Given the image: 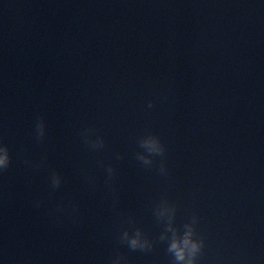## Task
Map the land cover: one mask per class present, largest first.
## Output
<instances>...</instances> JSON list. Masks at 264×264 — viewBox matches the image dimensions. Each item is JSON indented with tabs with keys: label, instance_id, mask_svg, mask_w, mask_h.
I'll return each instance as SVG.
<instances>
[{
	"label": "water",
	"instance_id": "water-1",
	"mask_svg": "<svg viewBox=\"0 0 264 264\" xmlns=\"http://www.w3.org/2000/svg\"><path fill=\"white\" fill-rule=\"evenodd\" d=\"M0 145L3 264H264V3L0 0Z\"/></svg>",
	"mask_w": 264,
	"mask_h": 264
},
{
	"label": "clouds",
	"instance_id": "clouds-1",
	"mask_svg": "<svg viewBox=\"0 0 264 264\" xmlns=\"http://www.w3.org/2000/svg\"><path fill=\"white\" fill-rule=\"evenodd\" d=\"M261 3H264V0H260ZM149 146L150 151L161 152L163 148L159 141L155 138H150L146 142ZM10 161L9 151L6 146L0 145V169L5 168ZM145 163H149L148 160H145ZM60 184V178L57 176L54 178V185L58 186ZM173 210L169 207L163 208L161 215H169L171 218V212ZM171 227V224H169ZM186 231L183 233V236L176 235L174 236L171 244L169 245V251L173 253L175 257L176 264H198V257L200 256L203 248L204 241L202 239L196 238L195 228L193 223H189L186 226ZM128 237V234L125 233V238ZM131 247L133 248H146L149 247V241L142 237L140 232L129 240ZM0 264H3V261H0Z\"/></svg>",
	"mask_w": 264,
	"mask_h": 264
}]
</instances>
